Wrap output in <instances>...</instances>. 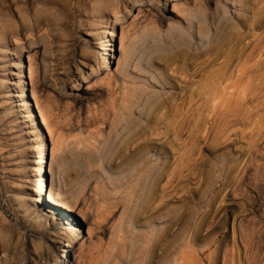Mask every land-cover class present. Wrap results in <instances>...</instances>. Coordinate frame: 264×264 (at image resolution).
<instances>
[{
  "label": "rangeland",
  "instance_id": "1",
  "mask_svg": "<svg viewBox=\"0 0 264 264\" xmlns=\"http://www.w3.org/2000/svg\"><path fill=\"white\" fill-rule=\"evenodd\" d=\"M3 33L0 264H264V0H0Z\"/></svg>",
  "mask_w": 264,
  "mask_h": 264
},
{
  "label": "bare ground",
  "instance_id": "2",
  "mask_svg": "<svg viewBox=\"0 0 264 264\" xmlns=\"http://www.w3.org/2000/svg\"><path fill=\"white\" fill-rule=\"evenodd\" d=\"M142 1V0H141ZM206 1V0H205ZM212 1V0H211ZM214 1V0H213ZM223 2V1H222ZM204 3V2H203ZM209 3V2H208ZM261 6V5H260ZM211 7V6H210ZM237 7V6H236ZM259 7V6H258ZM224 11V9H223ZM256 14V13H255ZM118 20V19H116ZM238 22V21H237ZM248 22V21H247ZM240 25V24H239ZM248 25V24H247ZM114 29V27H113ZM28 33V32H27ZM257 33V32H256ZM255 33V34H256ZM258 34V33H257ZM107 36H110L112 37L113 36V32H111L110 34H107ZM8 36H6V34H0V45L1 44H8V41H7V38ZM102 44V43H101ZM7 47V46H6ZM102 50V49H101ZM103 51H107L106 48H103ZM8 55H12L13 56V53L12 52H7ZM21 56L18 57V59H20ZM104 59L103 58V62H104ZM20 62V61H19ZM105 71L107 70V65L104 63L103 65ZM21 65H17L16 69L20 70ZM80 75L82 74V71L80 70ZM92 74V72H91ZM17 79V78H16ZM86 78H84L83 80H86ZM82 80V81H83ZM16 81V80H15ZM17 82V81H16ZM12 83V82H11ZM18 85H20V88L21 90L24 92L25 90V84H24V81H20V77L18 78ZM21 97V96H20ZM20 106V105H18ZM27 110L26 112L28 111L31 115H32V119H34V121L36 122L37 120V124L40 125V123H38V120L39 118L36 116V114L33 112L31 106H30V102H26L25 105H24ZM44 126L47 130L48 129V124L46 123V121L41 118V126ZM41 138H42V145H44L45 141H46V138L41 135ZM40 147V146H39ZM43 147V146H42ZM39 152V155L35 156L34 157V161L32 163L33 165V168H35V170L33 171L34 172V177L32 178L33 179V182H30L29 181V184H33L31 186V197L29 199V202L30 203H33V205L31 206L32 209L34 210V212L36 213V216L37 218L39 219H45L48 215V212H53V218L55 220H58L59 223H62L64 224V221H65V218L63 216V214L61 213V211L63 210H66V211H69L70 207L68 206L67 203L61 201L60 199V196L59 194L57 193V190L54 189V188H51L50 190L46 191L44 190V186H42V180H41V176H42V173L46 174V170H44V167H43V160L41 158V152H42V148L41 150L39 151V148L37 149V153ZM143 152V151H142ZM128 162V161H127ZM131 162V160L129 161ZM127 164V163H126ZM129 164V163H128ZM143 169V168H142ZM49 171L51 172V169L49 168ZM61 183V180L58 181L57 180V184L58 186L60 185ZM30 206V205H29ZM47 211V212H46ZM34 215V214H33ZM63 230V229H62ZM69 232V231H68ZM64 234V233H63ZM69 235H70V240L73 242L74 239H77L76 238V233H72V232H69ZM62 258H56V263L59 264L60 260L61 259H65L64 256L62 255L61 256Z\"/></svg>",
  "mask_w": 264,
  "mask_h": 264
}]
</instances>
